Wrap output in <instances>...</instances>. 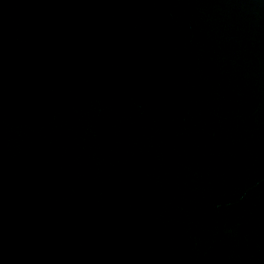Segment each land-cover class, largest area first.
Here are the masks:
<instances>
[{
    "label": "water",
    "instance_id": "1",
    "mask_svg": "<svg viewBox=\"0 0 264 264\" xmlns=\"http://www.w3.org/2000/svg\"><path fill=\"white\" fill-rule=\"evenodd\" d=\"M0 264H264V0H0Z\"/></svg>",
    "mask_w": 264,
    "mask_h": 264
}]
</instances>
